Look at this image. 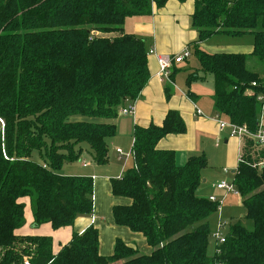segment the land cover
Listing matches in <instances>:
<instances>
[{
	"label": "trees",
	"instance_id": "16d2710c",
	"mask_svg": "<svg viewBox=\"0 0 264 264\" xmlns=\"http://www.w3.org/2000/svg\"><path fill=\"white\" fill-rule=\"evenodd\" d=\"M166 2L0 0V264H264V146L245 139L231 179L252 228L234 221L208 255V217L218 207L196 194L207 159L192 155L178 167L172 150L156 148L165 135L186 132L173 110L159 126L134 128L133 164L110 180L112 195L130 201L112 207L114 223L142 234L150 254L117 239L113 253L103 256L93 226L74 233L55 254L50 236L16 234L25 222L23 198L33 227L59 229L91 214L92 179L60 170L83 152L97 165L107 163L112 120L149 77L145 41L124 32V19L150 15L152 6ZM191 27L199 70L187 84L212 76L215 114L254 131L264 75L251 71L246 59L264 60V0H194ZM215 34L252 35V52L200 48L198 42ZM34 152L39 161L31 159Z\"/></svg>",
	"mask_w": 264,
	"mask_h": 264
},
{
	"label": "crops",
	"instance_id": "0c3cea01",
	"mask_svg": "<svg viewBox=\"0 0 264 264\" xmlns=\"http://www.w3.org/2000/svg\"><path fill=\"white\" fill-rule=\"evenodd\" d=\"M194 10V0H167L161 7L152 6L150 15L129 16L124 19L123 29L126 33L135 34L145 41L146 50H154L155 54L147 55L148 80L141 90L139 96L134 100V110L130 115L118 114L113 123L115 124V135L108 139V161L104 165L95 164L90 157L83 152L81 154L80 169L69 171L61 168L62 175L87 176L93 182V210L89 215L77 216L71 226L53 229L49 223L33 227V217L28 198H23L24 219L23 226L16 230V234L25 236H50L52 239V251L57 253L61 245L66 244L74 233L82 234L86 228L93 226L98 231L99 253L109 256L113 253L114 244L117 239L127 246L133 247L142 254H150L152 248L148 246L142 234L132 232L128 228L118 226L112 217V207L117 204H129V199L113 196L111 193L110 180L120 178L125 170L132 166L133 159L131 148L133 143V130L135 127H147L150 124L161 125L166 113L170 110L179 113L183 119L186 132L183 134H167L156 143L159 150H172L175 154V164L183 166L188 157L192 155H205L208 165L214 164L215 159L222 160V166L231 171V176L238 164L241 141L236 137L229 136L227 130H220L215 119L213 100L211 95L209 108L202 103V97L196 81L187 84L186 78L189 74L198 72L199 64L196 58L190 62V68L184 77V84L177 82L178 67L183 62L172 64L170 79L174 85L159 76V65L156 55L174 56L180 54L184 49L192 52L194 42L198 41V35L191 27V15ZM244 36V35H243ZM249 40L244 46H238L223 34L212 35L205 40L198 42L200 48L208 53H244L250 54L253 49V36L247 35ZM227 38L222 40L220 38ZM249 56V55H248ZM212 77V76H211ZM209 76L207 78L213 79ZM193 84V86H192ZM193 93L188 96L187 92ZM168 93V97L166 94ZM194 105L208 108V111L201 109L202 115L195 113ZM111 144V147L109 145ZM116 148L128 151V159L123 162L118 159ZM124 153V152H123ZM83 156V157H82ZM115 160L118 163H111ZM64 165V164H63ZM206 169V168H205ZM201 171V181L196 189L200 197L209 198L201 194L202 184H206L209 176L206 170ZM228 174L224 172V174ZM232 178V177H231ZM225 180V179H224ZM212 181V180H211ZM212 181L211 187L216 191L224 190L216 188L218 183ZM209 222V221H208Z\"/></svg>",
	"mask_w": 264,
	"mask_h": 264
},
{
	"label": "rangeland",
	"instance_id": "374dc122",
	"mask_svg": "<svg viewBox=\"0 0 264 264\" xmlns=\"http://www.w3.org/2000/svg\"><path fill=\"white\" fill-rule=\"evenodd\" d=\"M247 37H249V36L244 35L240 38L228 37V38H230L228 40H232L233 43L238 45V46H244L245 42L249 40V38H247ZM220 39L225 40L227 38L222 37ZM193 61H195V58L191 56V58H188L184 63H182L180 65V67L177 68L178 69L177 76H176L177 82H182L184 84V77H185L186 73L188 72V69L190 68V62L192 63ZM246 65L251 71L258 73V75L260 77H262L264 75V60H259L256 57L248 56L246 59ZM194 83H195L194 85H196L198 90L200 91V96L203 99L202 103L205 104L209 108L210 101H212L211 95L213 94L212 80L210 78H207V80H205V81H198L197 80ZM192 86H193V84H192ZM200 108L205 112L208 111V108H206V107L200 106ZM260 113H261V116L264 120V105L262 106ZM104 121L108 122V120H104ZM0 125L3 126L2 121H0ZM109 147H111V144L109 145ZM123 152L127 153L128 151H126V152L123 151ZM31 159L33 161H39V157H38L36 152H34L32 154ZM81 159L82 158H80L78 161H75V162L64 163V165L62 166L63 170L68 169L69 171L72 172L74 170L80 169ZM127 159L128 158H126V160ZM126 160H121V161L125 162ZM111 163H118V162L113 160V161H111ZM205 170H206V173L210 176H209L208 182L206 184H202L201 194H203L204 196H208V197L213 196L218 201H222L220 208L219 209L217 208V211L208 217L209 226H210V236H209V244H208V248H207V254L212 255V253L215 252L216 239L214 236V232L216 230L218 223L224 224L223 228H221L220 230H221V233L226 235L228 228H229V225L231 223H233L234 221H236L238 219L241 220V223L246 228H249V229L252 228V222L249 219H246L243 217V215L245 213V209L241 203V198L239 195H234L233 193L225 195L224 192L216 191L213 187H211L212 181H214V182L219 181L220 182V181H223L225 179L226 182L231 183V179H232L231 178L232 177L231 171L227 170L226 168H224V166H222V160L219 158H216L214 164H209ZM224 170H227L228 174H226V173L224 174ZM65 176H69V175H65ZM217 207H218V205H217ZM140 254H142V253H140Z\"/></svg>",
	"mask_w": 264,
	"mask_h": 264
},
{
	"label": "built area",
	"instance_id": "2783aa9c",
	"mask_svg": "<svg viewBox=\"0 0 264 264\" xmlns=\"http://www.w3.org/2000/svg\"><path fill=\"white\" fill-rule=\"evenodd\" d=\"M151 54H155L154 50L152 49L147 51V55H151ZM190 55L191 52L188 49H184L180 54L174 56L156 55L159 65V76L161 77V79L166 80L174 85L173 81L170 79L172 64L181 63ZM258 100L262 102V106H263L264 99L261 96H259ZM194 109L197 115H202L201 110L198 109L196 105H194ZM133 110H134V102H130L127 103L124 107H122L119 110V113L122 115H130L133 113ZM215 119L217 121V125L220 130L222 131L227 130L229 136L238 138L241 141V144L245 139H248L251 140L257 146H264V120L261 116V113L256 121V129L254 131L249 130L245 123L236 124L221 119L218 115H215ZM116 153L118 155L119 160H126V158H128L130 154V153L129 154L123 153V151L120 148H116ZM224 172H228V171L224 170ZM215 186L217 189L224 190L226 193H233L234 195H239L238 190L235 188L232 182L228 183L226 182V180H223L218 182ZM208 199L212 202H216L218 205V209L220 208L222 201H218L213 196L209 197ZM223 226L224 224L221 223L217 224L216 230L214 232V236L216 239L215 247H217L218 245L222 244L225 241V235L221 233L220 230L221 228H223Z\"/></svg>",
	"mask_w": 264,
	"mask_h": 264
}]
</instances>
